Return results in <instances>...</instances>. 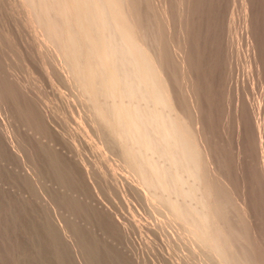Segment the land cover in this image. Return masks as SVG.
I'll return each mask as SVG.
<instances>
[{
	"label": "bare ground",
	"instance_id": "bare-ground-1",
	"mask_svg": "<svg viewBox=\"0 0 264 264\" xmlns=\"http://www.w3.org/2000/svg\"><path fill=\"white\" fill-rule=\"evenodd\" d=\"M9 1L8 3H13V6L9 4L10 7L15 6L14 8L19 9L17 11L22 15L20 19L23 26L27 25L33 33L34 38H31V42L33 39L38 48L45 52L34 46L40 51L37 53L49 57H46L45 63L51 60L48 64L46 63V66L51 68L53 65L52 68L56 69L64 84L71 87L67 92L71 90L75 92L71 97H74L72 101L74 103L77 101L79 106L81 104L83 110L85 108L87 115H83L85 119L81 120H84L87 125L83 123V127L84 125L92 126L97 132L95 135L102 139V144L111 146L110 150L113 152L116 150L118 153L117 155L114 152L112 158L117 156L118 160L119 157V161L128 171L125 173L130 174L131 178L126 175L131 181L125 185L128 189L132 188L133 196L139 201L137 196L140 194L144 203L146 202L149 206L145 204V207L142 204L143 199H140L139 205L142 201L140 207L145 208L144 210L151 208L147 209L150 214L147 213L149 215L147 217L153 215L150 212L153 209L155 216L158 213V216L161 215L160 229L162 225L165 226H162L164 227L163 230L161 229L162 232H165V228L173 230L170 231L177 243L171 240L172 237L167 239L171 240L169 243L171 242L172 245L174 242L178 244L180 252L178 253L180 256H177L180 261L178 263L264 264V210L261 205L263 198L261 195L264 196V192L260 195L258 192L261 189L257 190L264 184L261 185L257 179V183H253L256 186L252 184L254 179L251 173L254 171H250L252 168H248L245 164L251 157L247 158L245 152L243 153L239 140L238 129L243 122L241 116L247 115L245 114L247 112L245 107L234 104L236 108L232 111L235 115L232 116L235 117L237 114L239 116L242 113L245 115L242 114L237 121L230 115L233 120L229 121L230 118H228L229 122L226 120V112L225 120L230 125V122H234L235 119L233 123L235 132L232 133L234 143L231 142L234 146L233 152L230 151L233 150L230 141L227 142L228 139L230 140L229 137L227 139L226 131L228 130L225 131L222 127L223 121H219L220 117H218L219 90L224 91L220 88V81L227 78L224 81L227 83L228 77L230 78L226 75L225 62L226 59L229 61L226 57L229 53H226L228 48H233L234 45H230V42L231 44L233 42L232 38L229 39V29L234 27L236 29L239 24L230 28L231 17L234 18L236 14H240L236 13L237 7L236 11L233 10L234 12L232 11L234 7L231 9L232 6H229L228 12L225 11V0ZM232 1L227 2L226 6L228 3L232 5L237 0L233 3ZM258 1L240 0L239 3L242 18L239 17L242 19L246 36L244 41L247 42L248 52L250 51V57L254 61L257 60L260 51L258 44L262 39V31L260 32L259 29L262 28L263 16L260 15L261 13L258 14L259 4L262 2ZM235 5L238 6V3ZM242 33H239L240 36ZM233 34L238 36L237 33ZM241 43L244 42L241 41ZM238 45L234 46L238 48L240 44ZM243 45L241 44V47ZM243 51H241L242 54H247ZM231 53L235 55L234 51ZM239 54L241 55L238 53L236 56ZM44 56L43 59H45ZM230 59L234 58L231 56ZM250 62L253 64L251 59ZM238 63L241 64V62ZM246 63L248 65V61ZM233 64L227 66V63L226 66L233 69V66L235 68L237 65ZM253 67L254 64L251 65V69ZM255 69L257 68L254 67L253 70ZM231 71L233 77L234 73ZM261 72L259 74L264 73ZM224 75L226 76L223 78ZM253 75L254 79L258 76L255 73H252ZM261 76L264 77V75ZM242 80L243 78L238 81ZM260 80L261 78L258 83L261 82ZM238 81L236 83H239ZM244 81H246L245 77L240 83L246 84ZM248 81V84H252ZM231 83H228L229 86ZM233 83L232 85H235V82ZM257 85H254L255 88ZM240 87L237 90L239 94ZM244 87L246 90L252 88V86L248 89ZM245 89L242 91L246 92ZM248 91L251 92V89ZM245 92L244 94L247 93ZM233 93H230L229 98H234ZM242 93L238 95V99L244 96L246 99V95L243 96ZM242 102H240L241 105H243ZM71 106L69 109L73 110L74 107ZM248 106L247 109L254 110L255 114L259 112L256 118H252L253 125L255 126L254 123H256L255 127L258 126L257 124L261 125L259 119L261 110L257 111L260 105L248 104ZM80 108L78 107V110ZM250 116L249 114L247 117ZM228 123L227 126H229ZM255 127V132L259 133ZM79 134L83 137L82 132ZM99 137L97 138L101 141ZM257 138L261 140L260 137ZM257 140L254 141L257 143L259 142ZM98 143L95 144L98 146ZM258 146L262 148L260 144ZM249 149L246 150L247 154L250 152ZM106 150H108L107 147ZM108 154L111 153L108 152ZM105 158L110 159L108 156ZM112 161L114 162V159ZM113 162L112 165H114ZM261 166H259L260 170ZM260 172L258 170L257 174L261 176ZM262 176L264 177L263 173ZM130 192L127 194L131 195ZM155 225L158 226V224ZM157 226H154V229L151 228V234L153 232L154 235L156 234L159 229ZM162 232L159 235H162ZM166 233L170 232L164 233L168 236ZM162 240L166 243L168 241ZM173 247L177 250L176 246L173 245Z\"/></svg>",
	"mask_w": 264,
	"mask_h": 264
},
{
	"label": "rangeland",
	"instance_id": "rangeland-1",
	"mask_svg": "<svg viewBox=\"0 0 264 264\" xmlns=\"http://www.w3.org/2000/svg\"><path fill=\"white\" fill-rule=\"evenodd\" d=\"M8 1L3 0V3L0 0V264H180L178 263L180 262L178 260L180 256L178 254L180 253L178 251L179 247L176 244V238L174 239L175 236L172 235L173 230L170 229L172 230L170 231L169 228H165V232H170L166 233L168 236L164 234L165 232H162L165 226L162 225L164 227L161 226L162 230L160 229L161 215L158 216V213L155 216L153 209L150 212L155 217H149L152 222L149 220L147 217L149 210L147 209L151 208H146V211L144 210L145 208L142 209L140 207L142 204L149 206L146 202L144 203V199L140 194L136 195L139 201L143 199V203L141 201L139 205V201L133 196L134 191L131 190L132 188L129 187L130 189H128V186L125 185L131 181V179H128V177L131 178L130 174L125 173L128 171L119 161V157L118 160L117 156L112 158L116 150L113 152V150H110L111 146L102 144V139L95 135L97 132L92 126H85L87 124L84 120H81L84 118L82 117L83 115H87L85 108L84 110L82 109L80 102L79 106L77 101L75 103L72 101L74 97H71L74 96L75 92L73 90H71L72 93L67 92L70 91L71 87L65 83L66 88L64 81H62L63 79L55 71L56 69L52 68V63V66L49 64L51 68L46 66V63L48 64L51 60L49 59L50 61L45 63L44 60L49 57L46 56V58L45 54L37 53L43 50L38 48L33 39L31 42V38H34L33 33L27 25L23 26L20 19L22 15L18 12L19 9H16L17 7L14 8L15 6L10 7L11 0L9 1L10 3ZM229 1L232 0H225V11L228 12L230 10L229 6H232L231 9L234 7L232 11L237 7L236 10L238 9V11L236 13H240L236 14L235 17L232 15L234 18L231 17V24L233 25L230 24V28L238 23L240 25L238 24L236 29L235 27L234 29H229L230 37H228L229 39L232 38L233 42L232 44L230 42V45L240 44V47L241 44L244 45L241 48L233 45V48H228L226 52L230 53L226 56L229 58V61L226 59L225 62L226 75H229L230 78L232 77L230 73L232 67H227L232 66V62H234L233 65L237 64L235 68L233 66V69L237 71L233 69L231 71L234 73L231 78L233 81L229 77V82L227 81V83L224 82L227 78L225 80L221 79L223 85L220 81V88H223L224 91H221L222 89L219 90V107L222 109L220 110L218 107L220 112L218 117H220L219 121H223V125L220 124V126L222 125L225 131L228 130L226 131L227 139L229 137L230 140L228 139L227 142L234 143L235 125L233 123H235V119L236 121L240 119L239 117L244 113L239 116L237 114L234 117L232 115H235V113L232 110L235 111L236 106H239V104L245 107L247 112L245 114L247 115L241 116L243 120L241 125L243 127L240 125L241 129L240 127L238 129L240 148L248 156L247 158L251 157L245 164L248 165V168H252L250 171H254L251 173L252 179H254L252 184L260 181L262 185L264 184V177L262 176V173L264 175V92L261 91H264V77L261 75H264V73L261 74V71L264 72V63H262L264 62V0H259L262 4L258 3V14L261 13L260 15L263 16L261 18L262 28L259 29L260 32L262 31V39H260L258 44L260 48L257 57L258 61H254L250 57L249 47H247V42L245 43L246 36L242 25L240 0L236 1L238 6L235 5L237 4L235 0L232 1V3L235 2L232 5H229L231 3ZM227 2H229L228 6H226ZM12 4L11 6H13ZM9 8L18 10L17 16L16 11L12 9L11 13ZM232 11L230 12L232 13ZM237 17L240 19L238 20ZM238 32H243L244 38ZM233 33H237L238 36ZM29 34L30 36L32 34V36L30 37ZM233 35L237 38L233 37ZM233 38H235L234 41ZM241 38L243 39L241 40ZM239 39L244 43L237 41ZM34 46L40 51L36 50ZM239 48L241 49L240 51ZM14 50L16 51L14 52ZM233 51L235 55L231 53ZM241 51H246L247 54H242ZM43 53L45 52L43 51ZM238 53H241V55H238L239 58L236 56ZM242 55L244 58L241 57ZM43 56L45 59L42 58ZM231 56L234 58L233 60L230 59ZM237 58L240 60L237 61L241 62L240 65L236 61ZM250 59L257 69L253 70L254 67L251 69L253 64H250ZM242 63L244 64L242 65ZM241 65L242 67L244 66L243 69L246 68V71L242 69ZM247 67L250 68L248 69ZM247 70L256 75L259 72L261 73L254 79V75L252 76V73ZM243 71L247 74L250 73V75L243 74ZM244 77L246 84H241L240 82H243ZM242 78V81H238ZM259 78H261L260 85L258 83ZM236 81L239 83H236ZM247 81L252 82V84H248ZM233 82H235V85H232L234 84ZM228 83H231L230 86L233 87H230ZM224 84L229 88L226 85L224 86ZM254 85H257V87L255 88ZM240 86L242 88L246 86L247 89L252 86V88H249L251 92L248 91L249 89L246 90L245 87L242 89ZM68 87L69 90H67ZM238 87H240L241 93L243 92L242 95H246V99L245 96H240L243 97L241 98L242 101L244 100L243 102L240 98V100L238 99V95L241 94L237 91ZM230 88L234 90V93ZM244 89L247 93L242 91ZM252 92L255 94L253 95ZM230 93L235 94L234 98H229ZM257 95L258 98H261L258 99ZM68 100L71 102H68ZM75 100L78 99L75 98ZM256 101L258 102L256 103ZM72 102L79 108L81 107L79 110L82 111H79L78 107L74 106ZM248 104L251 106L260 105L257 111L261 110L259 115L261 125L257 124V127H255L256 123H254L255 126L253 125L252 121L254 119L252 118H256L259 112L255 114L254 110L250 111L247 109L249 107ZM71 105L74 107L73 110L72 108L69 109ZM226 112V120L230 118L228 120L231 121L233 117L235 118L234 122H230L231 125L228 120V122L225 120ZM249 114L251 116L247 117ZM74 117L75 119H73ZM85 117L88 120V117ZM83 123H85L84 127ZM249 125H252L253 129L255 127L260 135L255 132V129H252V126L247 127ZM75 129H78V131H75ZM91 130L94 131L91 132ZM242 130L245 131L240 132ZM78 132H82L83 137ZM245 132H248V135ZM256 136L260 137L261 140ZM93 137H99L101 141L97 138L98 143L96 138L94 140ZM256 139L259 142L256 143ZM95 143H98V146ZM230 143H228L229 146ZM233 143H231V146ZM257 144H260L262 148L260 149ZM103 146L107 147L108 150L105 151ZM248 149L250 152L247 154L248 151L246 150ZM230 151L233 152L234 149ZM108 152L111 154H108ZM258 155L260 158H258ZM106 156L110 158V161L105 158ZM113 159L114 162L112 161ZM255 160L259 163L255 162ZM112 162L114 165H112ZM257 164L262 165L261 170L260 165ZM257 169L259 172L263 171L262 173L260 172L261 176L257 174ZM253 185L256 186V184ZM263 187L264 185L258 187V189L257 187L255 188L257 190L260 188L262 191ZM261 191L259 190L258 192L260 195L264 192L262 191L261 193ZM128 192L132 196L127 194ZM261 197L264 198L262 195ZM263 198L261 199V205L264 210ZM155 213L157 212L155 211ZM155 224H158L159 227ZM153 225L160 229H158L159 231L157 229V231L153 230L156 231L155 235L154 232L151 234L152 231H150L155 228ZM161 232L164 235H159ZM162 236L164 237L162 238ZM167 237H172L171 240L176 241L173 245L176 246L177 250H174L172 243H169L171 240L167 239ZM162 239L168 240L167 243L165 240L163 242Z\"/></svg>",
	"mask_w": 264,
	"mask_h": 264
}]
</instances>
